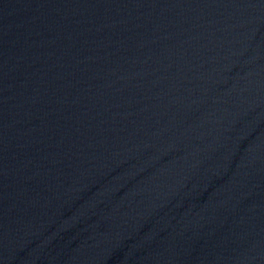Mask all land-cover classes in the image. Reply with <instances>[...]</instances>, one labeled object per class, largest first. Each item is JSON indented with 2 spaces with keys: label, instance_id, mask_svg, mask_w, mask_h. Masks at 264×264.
<instances>
[{
  "label": "water",
  "instance_id": "obj_1",
  "mask_svg": "<svg viewBox=\"0 0 264 264\" xmlns=\"http://www.w3.org/2000/svg\"><path fill=\"white\" fill-rule=\"evenodd\" d=\"M0 264H264V0H0Z\"/></svg>",
  "mask_w": 264,
  "mask_h": 264
}]
</instances>
